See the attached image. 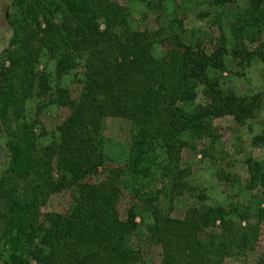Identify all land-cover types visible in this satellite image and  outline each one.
I'll use <instances>...</instances> for the list:
<instances>
[{"label":"trees","instance_id":"1","mask_svg":"<svg viewBox=\"0 0 264 264\" xmlns=\"http://www.w3.org/2000/svg\"><path fill=\"white\" fill-rule=\"evenodd\" d=\"M11 4L9 47L0 60V118L6 132L0 264H145L132 238L142 212L149 218L146 236L160 250L157 264H223L226 255L243 253L254 231L250 222L240 224L247 219L244 212L236 223L233 206L201 204L176 218L157 201L166 183L170 199L193 189L179 175V150L211 135L213 117L229 114L243 122L257 113L259 94L224 88L220 76L229 53L264 63V51L246 52L237 43L264 29V0H249L234 12L226 24L230 39L219 26L212 51L190 38L175 18L165 39L170 46L159 49L158 31L134 27L128 6L119 0ZM44 54L57 76L78 68L80 82L75 97L58 84L49 89L48 101L68 109L49 139L35 132L34 119L22 112L33 91L41 95L46 89L45 75L34 65ZM198 91L202 101L196 99ZM107 116L128 119L131 129L126 153L109 167L112 158L101 131ZM246 161V187L264 202V164ZM99 166L105 176L87 180ZM120 185L133 199L122 215ZM63 187L75 190L67 209L42 212L47 195Z\"/></svg>","mask_w":264,"mask_h":264},{"label":"rangeland","instance_id":"2","mask_svg":"<svg viewBox=\"0 0 264 264\" xmlns=\"http://www.w3.org/2000/svg\"><path fill=\"white\" fill-rule=\"evenodd\" d=\"M129 9V18L134 27L158 31L159 49L165 50L170 45L166 37L172 32V20L181 19L182 27L193 40L199 41L204 50L212 51L220 34V27L228 39L231 33L226 24L233 20V14L246 6L249 0H227L223 5H215L211 0H167L158 3L157 0H119ZM13 12L11 0H0V60L9 47L11 35L8 13ZM166 39V40H165ZM161 42V43H160ZM243 51L260 49L264 51V29L259 34L244 37L237 42ZM228 43L227 46H231ZM230 48V47H229ZM242 54L232 57L225 56V70L220 81L224 88H229L239 94H255L260 96V106L257 113L237 122L232 115L224 114L211 119L212 133L195 138L179 150L177 168L182 180L193 189H182L178 195L170 199L169 183L164 184L158 196V206L169 210L171 216L182 218L187 208L198 205L222 204L233 206V220L238 223V216L243 212L247 221L253 224L254 231L243 253H231L223 259V264H258L264 261V202L258 201L255 189L246 187L249 173L246 160L252 159L264 164V63L258 58L244 61ZM37 70L44 73L47 86L37 95L34 91L24 102L23 114L35 121V132H44L43 139H49L50 133L65 117L68 109L59 103H50L52 89L55 84L68 90L71 96L78 95L80 82L78 68L71 69L60 76L54 72L52 59L44 54L34 64ZM202 94L197 93V100L202 101ZM102 134L105 145L112 158L107 166L114 165L126 153L130 142V122L121 116H107L103 121ZM41 134V133H40ZM261 136L260 139L256 136ZM6 132L0 118V172L5 167L6 147L4 141ZM203 150L200 151V150ZM114 158V159H113ZM99 166L87 180L96 181L105 176V171ZM225 173L226 176L222 174ZM178 176V175H177ZM158 184V183H157ZM75 190L63 187L51 191L40 205V210L63 212L69 206ZM128 188L120 185L118 211L122 215L124 209L132 201ZM260 202L258 205L257 203ZM247 212V213H246ZM240 217V216H239ZM138 220V235L132 238L139 242L145 264H157L160 259L159 247L148 240L146 222L149 220L146 212L136 216ZM2 223L0 222V231Z\"/></svg>","mask_w":264,"mask_h":264}]
</instances>
